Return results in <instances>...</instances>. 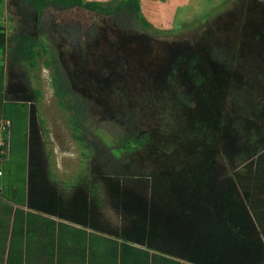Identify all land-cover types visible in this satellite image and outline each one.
<instances>
[{
  "label": "rangeland",
  "instance_id": "374dc122",
  "mask_svg": "<svg viewBox=\"0 0 264 264\" xmlns=\"http://www.w3.org/2000/svg\"><path fill=\"white\" fill-rule=\"evenodd\" d=\"M0 9L11 122L0 179L15 197L31 117V165L54 177L48 197L187 260L260 264L264 0H141L147 25L79 6L40 12L29 0ZM22 35L33 53L18 59ZM171 46L181 48L173 62ZM109 248L113 263L121 251Z\"/></svg>",
  "mask_w": 264,
  "mask_h": 264
},
{
  "label": "crops",
  "instance_id": "0c3cea01",
  "mask_svg": "<svg viewBox=\"0 0 264 264\" xmlns=\"http://www.w3.org/2000/svg\"><path fill=\"white\" fill-rule=\"evenodd\" d=\"M6 0H2V5ZM0 9V17H2ZM0 24L3 23L0 21ZM5 26V25H4ZM6 32L7 28L5 27ZM6 46H0V52ZM5 55L0 54L1 87H0V117L3 116V106L8 100L6 93ZM9 119V118H5ZM31 117L28 129L27 149L25 151L28 174L25 190L20 197H15L0 179V264H141L139 254L149 251L157 254L148 264H169L167 257L180 264H200L187 260L180 255L163 251L148 243H140L122 235L110 234L107 221L100 214L93 219L91 207L60 203L59 196L48 197V184L54 181L38 173V166L31 165ZM11 127V126H10ZM5 142L11 150L9 129L5 132ZM11 153V151H10ZM0 157V162L3 161ZM10 155L5 160H9ZM2 171V169L0 168ZM32 171L34 172L32 174ZM30 173V174H29ZM0 178L5 175L2 171ZM59 179V177L57 176ZM56 178V180H58ZM10 190V191H9ZM51 202L48 201L47 198ZM115 243L117 260L109 262V244ZM114 250V249H113ZM173 254V255H170ZM253 255V252L247 256ZM263 257V258H262ZM264 264V255L261 256Z\"/></svg>",
  "mask_w": 264,
  "mask_h": 264
},
{
  "label": "trees",
  "instance_id": "16d2710c",
  "mask_svg": "<svg viewBox=\"0 0 264 264\" xmlns=\"http://www.w3.org/2000/svg\"><path fill=\"white\" fill-rule=\"evenodd\" d=\"M2 0H0V3ZM30 3L35 4L36 8L41 12L45 7H54L57 9L71 8V7H83L92 11H99L106 13L108 15H113L116 20L123 22V18L128 19H139L144 25H147L149 22L146 18L142 17L141 13V0H117L115 3L104 4L97 0H29ZM138 17V18H137ZM33 37L30 35H22L16 41L15 55L23 57V55H30L33 52L31 51ZM5 44H8V34L6 32L5 26L0 24V46L3 47ZM178 50H181L180 47H170L169 61L173 62ZM18 55V56H17ZM38 94V91H35ZM6 117V116H5ZM129 140V139H128ZM128 141H125L124 144L127 145ZM147 259H149V251H146ZM167 262L169 264H180L175 260L167 257Z\"/></svg>",
  "mask_w": 264,
  "mask_h": 264
},
{
  "label": "built area",
  "instance_id": "2783aa9c",
  "mask_svg": "<svg viewBox=\"0 0 264 264\" xmlns=\"http://www.w3.org/2000/svg\"><path fill=\"white\" fill-rule=\"evenodd\" d=\"M11 122L9 120L0 119V157L6 155L8 158L10 154V149L5 142V132L10 128ZM0 174L2 171L0 170Z\"/></svg>",
  "mask_w": 264,
  "mask_h": 264
}]
</instances>
